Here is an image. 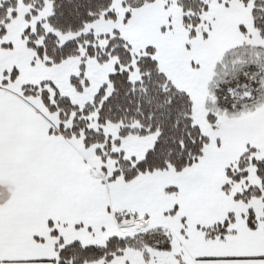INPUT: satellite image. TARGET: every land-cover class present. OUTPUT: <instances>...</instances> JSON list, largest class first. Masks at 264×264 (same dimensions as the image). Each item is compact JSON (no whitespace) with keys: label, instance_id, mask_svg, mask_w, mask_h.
<instances>
[{"label":"snow or ice","instance_id":"1","mask_svg":"<svg viewBox=\"0 0 264 264\" xmlns=\"http://www.w3.org/2000/svg\"><path fill=\"white\" fill-rule=\"evenodd\" d=\"M0 264H264V0H0Z\"/></svg>","mask_w":264,"mask_h":264}]
</instances>
